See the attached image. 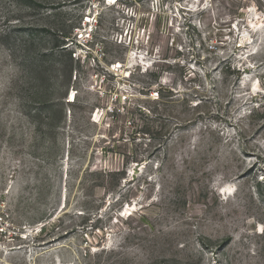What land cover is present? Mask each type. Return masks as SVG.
Segmentation results:
<instances>
[{
    "label": "rangeland",
    "instance_id": "obj_1",
    "mask_svg": "<svg viewBox=\"0 0 264 264\" xmlns=\"http://www.w3.org/2000/svg\"><path fill=\"white\" fill-rule=\"evenodd\" d=\"M4 83L0 264H264V0H0Z\"/></svg>",
    "mask_w": 264,
    "mask_h": 264
},
{
    "label": "built area",
    "instance_id": "obj_2",
    "mask_svg": "<svg viewBox=\"0 0 264 264\" xmlns=\"http://www.w3.org/2000/svg\"><path fill=\"white\" fill-rule=\"evenodd\" d=\"M13 223L6 201L0 198V242L13 241Z\"/></svg>",
    "mask_w": 264,
    "mask_h": 264
},
{
    "label": "clouds",
    "instance_id": "obj_3",
    "mask_svg": "<svg viewBox=\"0 0 264 264\" xmlns=\"http://www.w3.org/2000/svg\"><path fill=\"white\" fill-rule=\"evenodd\" d=\"M8 83H4V84H0V92L6 90V88L8 87Z\"/></svg>",
    "mask_w": 264,
    "mask_h": 264
},
{
    "label": "bare ground",
    "instance_id": "obj_4",
    "mask_svg": "<svg viewBox=\"0 0 264 264\" xmlns=\"http://www.w3.org/2000/svg\"><path fill=\"white\" fill-rule=\"evenodd\" d=\"M254 90H255V87H254ZM258 92V90H255V93H257Z\"/></svg>",
    "mask_w": 264,
    "mask_h": 264
}]
</instances>
